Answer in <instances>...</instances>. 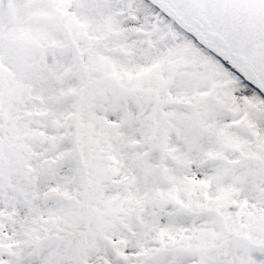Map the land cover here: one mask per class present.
Listing matches in <instances>:
<instances>
[{"label":"snow or ice","instance_id":"6c2138e0","mask_svg":"<svg viewBox=\"0 0 264 264\" xmlns=\"http://www.w3.org/2000/svg\"><path fill=\"white\" fill-rule=\"evenodd\" d=\"M0 264H264V0H0Z\"/></svg>","mask_w":264,"mask_h":264}]
</instances>
